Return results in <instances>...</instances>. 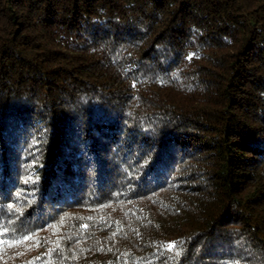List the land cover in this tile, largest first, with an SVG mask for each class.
Returning <instances> with one entry per match:
<instances>
[{"label": "trees", "instance_id": "obj_1", "mask_svg": "<svg viewBox=\"0 0 264 264\" xmlns=\"http://www.w3.org/2000/svg\"><path fill=\"white\" fill-rule=\"evenodd\" d=\"M0 264H264V0H0Z\"/></svg>", "mask_w": 264, "mask_h": 264}, {"label": "snow or ice", "instance_id": "obj_2", "mask_svg": "<svg viewBox=\"0 0 264 264\" xmlns=\"http://www.w3.org/2000/svg\"><path fill=\"white\" fill-rule=\"evenodd\" d=\"M25 239H31V237H25ZM14 243H18V242H14ZM39 245V241H37V246ZM166 247L171 250L175 247V243H170L168 245H166Z\"/></svg>", "mask_w": 264, "mask_h": 264}]
</instances>
